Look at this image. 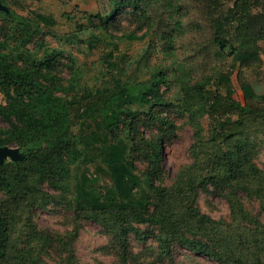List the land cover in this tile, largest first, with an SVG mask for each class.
Here are the masks:
<instances>
[{
    "label": "trees",
    "instance_id": "obj_1",
    "mask_svg": "<svg viewBox=\"0 0 264 264\" xmlns=\"http://www.w3.org/2000/svg\"><path fill=\"white\" fill-rule=\"evenodd\" d=\"M1 2L8 5V0ZM100 5L101 33L92 34L93 42L107 41L105 29L122 9L132 7L148 28L128 38H149L150 53L159 47L161 65L147 81L115 79V88L82 109L81 118L96 115L98 129L88 134L74 133L75 103L59 93L66 89L50 72L60 51L39 59L24 47L25 37L14 44L10 35L0 39V95L6 98L0 99V116L7 124L0 130V147L15 142L25 153L0 165V264H76L73 244L85 220L105 228L110 237L105 249L118 264H184L176 258L179 247L216 264H264V213H252L245 203L247 196H255L264 211V169L254 161L255 148L264 146V94L254 87L264 80V0H100ZM0 17L16 21L31 36L24 16L10 10L0 11ZM35 17L52 22L41 14ZM171 55L183 71L189 111L193 116L203 111L209 124L207 140L197 143L201 162L169 185L162 166L165 135L146 139L139 128H151L149 121L128 104L149 106L147 114L159 120L153 108L156 101L165 104L161 86L176 78L174 65L166 64ZM235 69L244 103L235 97ZM77 74L74 69V81L67 85L71 89L79 82ZM121 125L135 132L133 153L142 156L137 161L146 160L144 169L135 155L134 160L127 157L124 142L112 140ZM141 139L147 149L141 148ZM80 160L106 164L116 191H102L87 172L76 177L71 189L72 166ZM136 170L147 177L155 195L146 203L122 196L137 182ZM201 192L223 196L230 218L203 213ZM51 205L73 212L71 231L38 225V212ZM132 235L143 244L141 250H134ZM150 237L155 243H148Z\"/></svg>",
    "mask_w": 264,
    "mask_h": 264
},
{
    "label": "rangeland",
    "instance_id": "obj_2",
    "mask_svg": "<svg viewBox=\"0 0 264 264\" xmlns=\"http://www.w3.org/2000/svg\"><path fill=\"white\" fill-rule=\"evenodd\" d=\"M1 2V0H0ZM101 9L100 0H8V5L0 4V11L9 13L10 10L24 16L30 23L29 31L31 36H25V31L16 21L6 20L0 17V39L10 35V42L14 44L21 37L24 38V47L31 51L37 58L45 59L53 50L60 53L56 56V62L51 69L57 81L66 90L59 92L68 98V101L75 103L76 116L74 124V133L88 134L98 129L94 122L95 114L84 115L81 110L85 109L98 100V95L104 90L115 88V79L124 81L125 79L147 81L159 63V47L149 51V38L129 39L128 35L134 34L137 37L144 35L147 31V23L142 15L134 8L127 7L122 9L114 18L111 25L105 29L110 34L107 41L93 42L92 34L101 31L99 29V18L97 17ZM36 14L48 17L52 22L44 24L35 18ZM115 40L117 44L113 43ZM264 48V40L260 41ZM114 52L113 56L109 53ZM264 60V52H263ZM149 58V59H148ZM179 59L171 55L166 62L167 65H174L175 77L169 84L161 86V94L165 104L156 101L154 112L159 120L151 119L147 114L149 106L140 102L128 104L132 110L141 114L149 121L151 128L140 126L139 130L144 132L146 139L164 134L165 143L162 149V166L166 173L165 182L171 184L175 179L187 172L195 163H200L203 156L201 145L198 141H206L208 136V115L203 111L194 110L195 116L189 111L190 100L186 96L185 79L182 69L178 68L175 62ZM18 63L22 61L18 60ZM109 63H116L118 68L112 70ZM177 66V68H176ZM264 68V64H263ZM74 69L78 70V84L71 89L67 86L73 82ZM111 70V71H109ZM237 71L234 70L232 80L236 89L235 97L241 103H244L243 92L237 81ZM126 72V73H125ZM257 94H264V80L254 84ZM1 101H6L3 94L0 95ZM193 107L198 108L197 104ZM150 113H153L150 111ZM154 114V113H153ZM147 116V117H146ZM164 118V121H162ZM149 119V120H148ZM7 127L6 122L0 116V130ZM117 130L112 136V140L122 141L127 145L128 158L134 160L137 166L144 169L147 165L146 160L141 155L133 153V146L136 141L132 138L135 134L132 128L124 127ZM201 134V136H199ZM138 136H140L137 133ZM147 149L146 141H140ZM149 142V140L147 141ZM24 148L13 142L0 147V162L4 160H15L24 156ZM255 164L264 169V146L255 148ZM87 172L90 177L97 178V185L102 191L112 189L115 186L109 174L106 164L100 160L97 161H79L72 166L69 183L71 189L75 186L76 177ZM135 180L130 183L129 188L122 192L125 201H134L146 203L154 199L147 177L136 170ZM50 192L59 193L53 188L47 186ZM246 207L254 214L264 213L258 198L255 196L246 197ZM199 207L203 213L215 219H229L230 207L227 200L218 194L201 192L199 195ZM72 211L63 206H50L46 210H41L36 216L38 225L42 228H48L54 231H68L73 229L69 216ZM142 228H145L144 226ZM78 238L73 244L76 264H118L115 255L105 249L110 243V237L105 228L95 221H83L79 230ZM133 248L135 251L141 250L144 246L139 243L132 235ZM148 243H155L154 238H149ZM176 258L184 264H216L213 259L205 255H199L187 249L179 247L175 250Z\"/></svg>",
    "mask_w": 264,
    "mask_h": 264
},
{
    "label": "water",
    "instance_id": "obj_3",
    "mask_svg": "<svg viewBox=\"0 0 264 264\" xmlns=\"http://www.w3.org/2000/svg\"><path fill=\"white\" fill-rule=\"evenodd\" d=\"M0 4H2V2H0ZM18 159H20V158H18ZM15 160H16V159H15ZM4 161H5V160H4ZM4 161H1V162H0V165H1V164H3V163H4Z\"/></svg>",
    "mask_w": 264,
    "mask_h": 264
}]
</instances>
